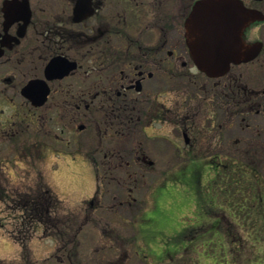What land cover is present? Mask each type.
Instances as JSON below:
<instances>
[{
  "label": "flooded vegetation",
  "instance_id": "flooded-vegetation-1",
  "mask_svg": "<svg viewBox=\"0 0 264 264\" xmlns=\"http://www.w3.org/2000/svg\"><path fill=\"white\" fill-rule=\"evenodd\" d=\"M197 1L1 0L0 103L16 107L13 113H21L19 122L27 125L31 121L39 122L37 110L51 104L55 107L54 120L61 126L62 134H70L74 124L82 121L83 113L88 117L85 109H91L90 125L98 138L95 153H103L101 158H88L95 168L98 187L101 164L103 168L114 169L137 165L132 160L117 163L121 149L116 146L127 134H131L128 151L140 152L133 146L135 131L144 136L138 144L141 147H144L146 139H165L163 135L149 136V130L158 122L182 129L186 142L193 147L203 132L208 131L211 141L216 140V151L200 160L210 165L209 171L205 170L204 174L207 172L217 182L215 192L227 201L226 213H221L225 221L223 231L238 249H243L244 244L250 249L248 243H243L239 230H231L233 223L229 217L230 214L236 215L239 217L237 222L243 226L244 217H253L254 222V213H264V192L261 198L258 193L264 190L259 187L264 183V175L254 160L259 151L249 145L243 132L231 138L230 143L226 135L227 129H230L228 132H234V129L243 131L250 125L254 126L259 136L264 134V0H242L262 16L251 23L245 33L248 43L262 42L261 51L248 62L232 64L226 73L219 76H211L200 69L188 43L186 22ZM251 68L258 74L262 73L259 80L263 78L254 87L244 79L242 72L246 70L247 74ZM33 80L45 81L48 92L42 104H36L34 92L29 90L28 94L24 93ZM187 82L196 88L187 100V107H181L179 96L184 93L181 89H185L182 83ZM174 89H179V92L168 105L163 96ZM199 109L206 111L204 120H197ZM46 119L41 123L43 127L47 125ZM14 120L8 128L2 124L0 129V141L12 145L11 150L6 151L8 154L0 151V164L5 161L11 163L16 158H30V163L39 171L37 161L43 160L51 148L48 138L65 136L43 129L34 135H25V138L23 135L20 141V131L15 124L18 120ZM133 124L134 131L130 129ZM87 125L82 122L77 128L81 131ZM257 143L264 149V140ZM58 152L75 157L80 150L67 147ZM245 152L248 159L244 157ZM142 158L140 163H154L146 157ZM202 177L203 173H200L199 180ZM23 187V184H11L0 167V201L6 203L8 210L20 213V223L16 225L14 235L24 245L22 261L33 264L32 248L28 242L41 227L45 238L54 236L57 241L64 239L60 248L66 259L68 256L71 262V257H80V241L74 243L80 231L69 233L68 238L61 237V232L67 230L72 221H68L67 215L58 214V208H52V196L55 195L48 189L43 176L38 177L35 188L27 186L30 190L22 191ZM98 189L89 201L90 205L97 198L102 199ZM249 200L256 205L250 206L247 203ZM96 211H100L99 207L90 210ZM143 212L144 209H140L133 215L136 224L143 218ZM90 222L86 220L84 224ZM5 226L4 217L0 216V227ZM254 226L259 231V226ZM138 233L142 241L136 245V253L141 259L149 258L150 264H160L166 259L164 254L157 253H164L157 235L145 234L142 228ZM243 251L241 259L248 254V250ZM123 254L107 262L127 264L129 254L127 257L125 250ZM4 263L0 260V264Z\"/></svg>",
  "mask_w": 264,
  "mask_h": 264
},
{
  "label": "rangeland",
  "instance_id": "rangeland-1",
  "mask_svg": "<svg viewBox=\"0 0 264 264\" xmlns=\"http://www.w3.org/2000/svg\"><path fill=\"white\" fill-rule=\"evenodd\" d=\"M242 72L245 75L244 79H247L252 87L259 85L258 80L262 73L258 74L252 68L247 70V74L246 70H242ZM258 75L259 77H257ZM182 84L185 89H181L184 93H180L179 98L181 107H187V100L196 87H193L188 82ZM177 92H179V89L170 90L169 93L164 94V102L171 105L172 102L169 103V101L174 100ZM50 105L47 104L46 107L37 110L39 122L31 121L30 125H27L25 122H19L21 113L19 115L18 112L13 113L17 110L16 107L11 108V105L7 103H0V129H2V124H5L3 127L8 128V125L15 119L18 120L14 121L16 122V128L20 131V141L23 135L25 138V135H34L37 131H42L43 129L62 134L59 129L61 126L57 120H54L56 118L55 107ZM204 109H199L197 120L200 118L204 120L206 112H204ZM85 111L88 112V117L85 113L82 114L83 119L74 124L72 134L65 133L62 134L65 137L48 138L51 149L56 151H64L67 147L68 149L69 147H77L80 150L77 155L84 157L95 179L93 194L91 197L86 198L77 209L66 210L61 201L57 203L58 214L67 215L68 221H72L68 229L63 233L61 232V237L68 238L69 233L80 231L74 243L78 240L80 241L78 252H81V255L80 257L78 255L71 257L73 264L76 262L79 264H109L108 260L114 261L120 256H124V250L127 257L129 254L127 264H150L149 258L146 257V260L141 259L140 255L136 253L138 249L136 245H139L142 241V237L138 233L140 228L143 229L145 234L157 235L156 238L159 241L161 240L164 246V253L162 251L157 253L160 255L164 254V256H168L171 251L169 247L174 248L173 245H182V243L188 241L187 237L189 235L200 234L203 236L201 238L202 241L196 245V251L192 250L194 246L188 242L187 245L189 247L181 249L176 256L173 255L163 259L160 264H194V257L200 259L198 264H209L211 262L213 264H264L263 212L253 214L255 220L250 222L251 227L248 229L237 222L239 217L230 214L229 218L233 223L231 230L238 229L239 234L244 238L243 243L250 245L249 249V246L244 244L243 249L248 250V254L244 255L242 259L243 249L241 247L238 249L237 245H233L229 237H226L227 233L223 231L225 221L221 217V213H226L227 201L219 193L215 192L214 189L217 186V182L209 177L207 172L206 175L204 174L205 170L209 171L210 165L200 160L204 159V157H210L216 151V140L211 141L208 131L203 132L195 147H193V145L186 142L182 129H178L170 123L163 122V124H160L158 122L149 130V136L163 135L165 139L161 138L158 140L157 138V141H154L155 138L152 137L154 140L146 139L144 147H141L138 144L144 136L135 131V137L138 138L134 137L133 146H136L140 152L128 151L127 143L131 134H127V137H119L121 139L116 147L121 149V155H117V163L123 160L126 163L130 162L131 157L133 159L136 154L146 157L154 163L150 165L147 162H143V164L140 163L128 168L123 166L119 169L103 168L101 164L98 187L95 168L88 158L89 156H99L101 158L103 153L99 155L95 153V150L98 149L96 146L98 138L95 134L96 131L90 125L92 111L91 109H85ZM254 118L255 116L252 117V120ZM45 119L47 125L43 127L41 123ZM260 119L263 118L260 117ZM82 122L88 125L86 129L80 131L77 125ZM130 126V129L134 131V124ZM228 130L230 129H227L226 135L228 143L231 142V138L234 139L243 132L249 145L253 146L255 151H259L256 152L254 160L258 162L264 175V149L258 146L257 143L258 141L263 142L264 134L259 136L258 131L251 125L249 129L244 127L243 131L234 129V132H228ZM133 136L131 137L133 138ZM72 139H74V142ZM8 145L9 149H7ZM133 146L132 148H134ZM11 148L12 145L10 143L5 144L0 141V151H5V154H8L6 151H10ZM14 150L16 152L17 146ZM243 154L248 159L247 152ZM10 155L13 156L14 153ZM37 168H39V165ZM200 173H203L201 180H199ZM259 187L264 189V183ZM97 188L102 194V199L97 198L95 203L90 205L89 201L94 198ZM247 203L250 206L256 205V202L250 200ZM262 206L264 209V202ZM94 207H99L100 211H96L97 213L90 212ZM140 209H144L145 212H143V218L136 224V218L133 215ZM86 210L89 211L87 212ZM97 214L98 216H95ZM245 219L250 221L252 218L245 217ZM86 220L92 222L88 225L84 224ZM243 224L249 226L245 223ZM255 224L257 227L259 226L257 236L259 238L256 239L255 236V239H252L251 234L256 233ZM45 236L44 231H42L40 239L42 241L47 240ZM230 236L232 235L230 234ZM199 237L198 235L197 238ZM52 239L55 241L54 248L48 243L40 245V251L44 254L39 259L35 257L32 249L33 264H71L69 257L67 256L66 259V254L60 248V246H63L62 241L64 239L61 241L60 238L57 241L54 236ZM254 240L257 241L253 244ZM49 248H52L50 252L48 251ZM211 253H215L217 257L223 255L224 259L219 262L216 260L208 261L212 259ZM147 255L149 254L147 253ZM246 257L250 258L247 259ZM22 264L25 263L22 261Z\"/></svg>",
  "mask_w": 264,
  "mask_h": 264
},
{
  "label": "water",
  "instance_id": "water-1",
  "mask_svg": "<svg viewBox=\"0 0 264 264\" xmlns=\"http://www.w3.org/2000/svg\"><path fill=\"white\" fill-rule=\"evenodd\" d=\"M261 18L258 10L246 7L242 0H198L186 22V35L200 68L219 76L232 63L255 58L262 44H249L244 35L251 22ZM44 85L45 81L33 80L24 93L34 92L36 104H42L48 92Z\"/></svg>",
  "mask_w": 264,
  "mask_h": 264
},
{
  "label": "clouds",
  "instance_id": "clouds-1",
  "mask_svg": "<svg viewBox=\"0 0 264 264\" xmlns=\"http://www.w3.org/2000/svg\"><path fill=\"white\" fill-rule=\"evenodd\" d=\"M171 103V101H169ZM39 171L30 163V158H16L13 162L7 161L0 164L9 182L20 186L22 191L30 190L27 186L35 188L38 177L43 176L48 189L60 200L65 209L75 210L86 198L91 197L95 189V179L90 166L83 156L75 158L68 153L48 149L43 160L37 161ZM0 216L4 217L5 227H0V260L6 264H22L23 243L15 238V228L20 223L19 212L8 210L5 202L0 201ZM42 227L38 229L28 242L37 259L44 253L40 251L42 243L51 244L54 248L55 241L49 237L40 239ZM52 248H49L50 252Z\"/></svg>",
  "mask_w": 264,
  "mask_h": 264
},
{
  "label": "trees",
  "instance_id": "trees-1",
  "mask_svg": "<svg viewBox=\"0 0 264 264\" xmlns=\"http://www.w3.org/2000/svg\"><path fill=\"white\" fill-rule=\"evenodd\" d=\"M133 161H135L138 164V163L142 162L143 159L141 156L136 155V156H134ZM245 176H246V174H245ZM253 176H255V174H253ZM262 192H263L262 190H260L258 192L260 198L262 197ZM58 202H60V200H58L55 196H52V208L53 209L58 208V206H57Z\"/></svg>",
  "mask_w": 264,
  "mask_h": 264
}]
</instances>
